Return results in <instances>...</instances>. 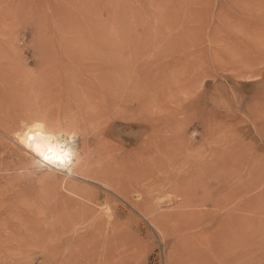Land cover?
Returning a JSON list of instances; mask_svg holds the SVG:
<instances>
[{
    "label": "rangeland",
    "instance_id": "1",
    "mask_svg": "<svg viewBox=\"0 0 264 264\" xmlns=\"http://www.w3.org/2000/svg\"><path fill=\"white\" fill-rule=\"evenodd\" d=\"M0 42V64L33 82L68 52L144 68L147 86L127 99L54 92L41 102L94 160L136 148L145 130L158 159L147 195L169 218L152 224L101 183L35 160L18 133H0L2 157L21 166L25 213L41 222L26 247L33 264L45 248L51 264H264V0H0ZM0 193L11 197L3 184ZM111 209L115 231L87 232L83 211Z\"/></svg>",
    "mask_w": 264,
    "mask_h": 264
},
{
    "label": "bare ground",
    "instance_id": "2",
    "mask_svg": "<svg viewBox=\"0 0 264 264\" xmlns=\"http://www.w3.org/2000/svg\"><path fill=\"white\" fill-rule=\"evenodd\" d=\"M0 56L6 58L4 52H0ZM103 57L97 53L96 56L76 55L69 52L59 56L58 54L53 55L48 59L51 61V64H48V69H52L51 73L47 75L40 71L41 74H39V78L35 82H33V78L29 80V75L27 72H25L26 74L23 73V69V72L19 71L23 73L22 76L16 78L13 75L15 70L12 73L13 70H11L12 65L10 63L4 62L0 64V133L6 136L11 133L12 136L18 133L17 142L20 147L23 150H28L38 162L43 163L52 170L65 173L66 176L81 175L82 177L95 180L99 184L101 183L121 198L128 200L127 202L135 209L149 217L151 220H148L152 224L162 225L169 218L167 219L164 214H160L158 209L152 206V199L147 195L144 182L145 174L148 173L149 166H151L150 163L155 160L158 161V159L155 157L156 152L154 154V150L147 144L146 132L143 130V126L144 143L138 144L139 146L137 145L134 149L129 145L130 149L121 152L118 156L112 155L111 157V154L108 155L106 152H101L99 155L97 154V158L94 157L95 160L93 158L92 160L87 151L88 140H83L79 150L69 146L61 134L64 132L63 134L65 135V132H71V129L67 125L66 128H62L63 126L61 127L52 120L50 117L52 114L48 113L49 110L45 111L43 109L41 101H43L45 96L54 94V92H65L71 96L81 92L88 100L96 99L100 101L106 97L111 99L112 94L115 92L124 97L123 99H127L136 92L138 87L147 86L144 68L135 66L136 62L127 60L129 57L123 59L116 58V55L115 57L108 55L106 59ZM130 58L132 57L130 56ZM37 64H40V62ZM25 121L27 124L22 128L24 125L20 124ZM19 125L22 127L20 128ZM37 125H40L41 129H37ZM80 125H78L79 128ZM30 130L33 132L42 131L43 135L47 137V139L40 141L44 148L60 146L65 150H70L72 153L71 163L65 166H56L41 160L33 149L27 147L26 143H21V140L25 138ZM1 144L0 138V146ZM94 156L96 155L94 154ZM3 157L0 152V187L3 184L8 193L11 194V197L0 193V264H33L30 260L31 255L26 251V247L37 240L36 234L41 222L36 218L28 217L25 213L27 200L24 194L23 175L17 173L21 170V166L11 165ZM130 195H136L138 198L137 203L131 202ZM105 210L108 212L109 209ZM99 213L96 211H83L82 224L86 225L87 232L101 231L102 229H108L110 232L115 231L114 220H111V218H115V213L117 212L111 209L108 217H106V213ZM149 214L151 216H148ZM118 218L120 219V217ZM162 219L166 220L163 221ZM220 219L227 220L229 224H235L238 228L241 224V216L239 215L231 217L226 214ZM83 237H77L75 241L80 242ZM45 249L41 255V264H51V250L49 248ZM110 255V251L103 248L102 256L109 257Z\"/></svg>",
    "mask_w": 264,
    "mask_h": 264
},
{
    "label": "snow or ice",
    "instance_id": "3",
    "mask_svg": "<svg viewBox=\"0 0 264 264\" xmlns=\"http://www.w3.org/2000/svg\"><path fill=\"white\" fill-rule=\"evenodd\" d=\"M37 129H41L40 125L36 126ZM47 139L43 135L42 131L33 132L32 130L25 136L21 143H26L27 147L33 149L36 154L44 162L50 165L65 166L71 163V151L65 150L63 147L57 146L56 148L42 147L40 141Z\"/></svg>",
    "mask_w": 264,
    "mask_h": 264
}]
</instances>
